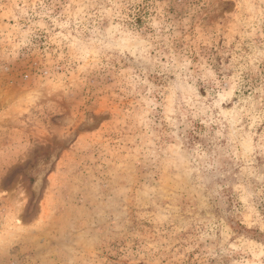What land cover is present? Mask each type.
Here are the masks:
<instances>
[{"label":"rangeland","instance_id":"374dc122","mask_svg":"<svg viewBox=\"0 0 264 264\" xmlns=\"http://www.w3.org/2000/svg\"><path fill=\"white\" fill-rule=\"evenodd\" d=\"M0 264H264V0H0Z\"/></svg>","mask_w":264,"mask_h":264}]
</instances>
